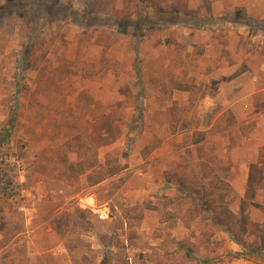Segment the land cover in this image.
<instances>
[{
	"label": "rangeland",
	"instance_id": "374dc122",
	"mask_svg": "<svg viewBox=\"0 0 264 264\" xmlns=\"http://www.w3.org/2000/svg\"><path fill=\"white\" fill-rule=\"evenodd\" d=\"M244 72L264 0H0V264H264V101L224 112Z\"/></svg>",
	"mask_w": 264,
	"mask_h": 264
},
{
	"label": "trees",
	"instance_id": "16d2710c",
	"mask_svg": "<svg viewBox=\"0 0 264 264\" xmlns=\"http://www.w3.org/2000/svg\"><path fill=\"white\" fill-rule=\"evenodd\" d=\"M125 167L117 163H108L107 168L105 166L101 167L100 170L96 171V173H91L89 178H91L92 184L97 185L106 179L116 176L121 173ZM105 170V171H104ZM221 186H226L227 184L221 180H217ZM203 200L205 203V207L209 208L213 215L212 220L213 223L222 227L225 230L230 238L235 241L238 245L243 246V236H244V226L245 222L240 213H235L231 210L229 205L220 203L216 197H210V194H204ZM264 213L263 205H256ZM252 253L256 254L257 251H252Z\"/></svg>",
	"mask_w": 264,
	"mask_h": 264
},
{
	"label": "crops",
	"instance_id": "0c3cea01",
	"mask_svg": "<svg viewBox=\"0 0 264 264\" xmlns=\"http://www.w3.org/2000/svg\"><path fill=\"white\" fill-rule=\"evenodd\" d=\"M243 63H245L244 61H237V62H233V63H229L227 65H223V69H226L227 71L234 73L237 68L243 66ZM231 64V66H230ZM225 67V68H224ZM248 69V68H246ZM248 71V70H246ZM225 76H228V72L225 73ZM249 83L246 84V86L244 84H240L238 82H236L235 80L231 83V85L233 87L236 88V91L234 92L233 96L230 97V100H227L228 104H227V108L224 110V112H228L231 111L234 117H237L240 111V109L245 110V112H251L252 114L255 112V106L254 104H252V102L250 101L251 98H254L255 96H259V98L264 101V81L258 76H255L256 74H253L251 72H244L243 75L247 76L249 75ZM235 78H232L231 75H229V80H233ZM237 95V96H235ZM247 106H246V103ZM223 112V113H224ZM260 115L258 116V119H262L264 118L263 116V112L259 113ZM257 149V148H256ZM258 150V149H257ZM256 155V153H255ZM245 166V168H247L248 164H242ZM247 173L249 174V171H247ZM248 179V175L246 176V179ZM88 202V201H87ZM96 204V202H95ZM87 209L89 210H93L92 206L89 205V203H87ZM101 212H103L104 210H100ZM183 228V224L180 223V221L175 222V224L173 225V229L176 231L174 233H172L173 238H177L176 242H179L180 240H183L181 238V236H179V233L181 232Z\"/></svg>",
	"mask_w": 264,
	"mask_h": 264
},
{
	"label": "bare ground",
	"instance_id": "6f19581e",
	"mask_svg": "<svg viewBox=\"0 0 264 264\" xmlns=\"http://www.w3.org/2000/svg\"><path fill=\"white\" fill-rule=\"evenodd\" d=\"M89 205L93 207L95 206V200L93 198L90 199Z\"/></svg>",
	"mask_w": 264,
	"mask_h": 264
}]
</instances>
